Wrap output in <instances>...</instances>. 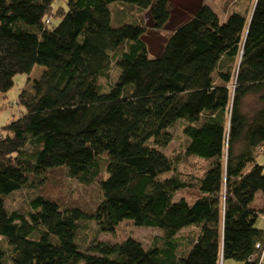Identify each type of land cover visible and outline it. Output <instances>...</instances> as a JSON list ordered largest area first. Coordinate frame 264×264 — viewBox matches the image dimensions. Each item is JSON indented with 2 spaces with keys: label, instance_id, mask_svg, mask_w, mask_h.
Masks as SVG:
<instances>
[{
  "label": "trees",
  "instance_id": "16d2710c",
  "mask_svg": "<svg viewBox=\"0 0 264 264\" xmlns=\"http://www.w3.org/2000/svg\"><path fill=\"white\" fill-rule=\"evenodd\" d=\"M57 1L0 0V96L27 76L0 128V264H262L264 8L214 28L200 9L149 56L144 24L113 27L110 5L147 11L160 29L167 0ZM35 66L44 70L30 81ZM178 128L183 153L168 157ZM52 169L97 184L100 201L89 210L36 192L7 209V196ZM90 222L158 233L147 246L110 244Z\"/></svg>",
  "mask_w": 264,
  "mask_h": 264
},
{
  "label": "rangeland",
  "instance_id": "374dc122",
  "mask_svg": "<svg viewBox=\"0 0 264 264\" xmlns=\"http://www.w3.org/2000/svg\"><path fill=\"white\" fill-rule=\"evenodd\" d=\"M62 2L63 0H58L55 5H61ZM167 2L169 4V18L160 29L153 26L147 11H142L131 4L120 2H115L110 5L111 24L113 27H119L124 24L134 25L136 23H143L146 27L144 41L147 45L149 56H157L173 31L200 9V15H203L204 25L210 24V27L214 28L222 23L228 14L234 11L244 12L242 9L246 8L248 18L250 13L256 12V9L261 7L260 4H262L257 5L258 0H167ZM57 22V19L53 20L52 24H57ZM43 70L44 67L42 66L33 67L28 75V80L33 81L40 77ZM26 79L27 76L24 74L17 75L13 86L7 91L5 96H0V128L12 121L18 114L16 100ZM257 108L258 103L254 97L244 99L242 111L245 114H252ZM173 136V141L163 150L164 154L168 157L175 154H182L183 144L186 142L180 128L174 131ZM238 149L237 147L236 151ZM257 164L264 165L263 153L259 152ZM181 170L185 174L197 175L196 169L190 168L189 166L188 168L182 166ZM36 175L31 176V182L29 180L30 183L26 187L5 198V206L9 211L24 210L27 207L25 200L28 195L34 193L50 196L64 206H79L89 210L93 209L100 201L99 188L95 183L82 185L76 180L67 177L60 169H52ZM262 218L264 219V216ZM262 224V219H258L256 226L262 227ZM89 227L88 234H92V236L96 235L98 241L110 244L119 242L129 236L141 242L143 246H147L151 237L158 233L157 230L134 228L126 226L123 223L116 227L114 231H98L96 224L93 222H90ZM261 263L264 264V260Z\"/></svg>",
  "mask_w": 264,
  "mask_h": 264
},
{
  "label": "crops",
  "instance_id": "0c3cea01",
  "mask_svg": "<svg viewBox=\"0 0 264 264\" xmlns=\"http://www.w3.org/2000/svg\"><path fill=\"white\" fill-rule=\"evenodd\" d=\"M261 2H262V4H260V5L262 8H264V0H261Z\"/></svg>",
  "mask_w": 264,
  "mask_h": 264
},
{
  "label": "built area",
  "instance_id": "2783aa9c",
  "mask_svg": "<svg viewBox=\"0 0 264 264\" xmlns=\"http://www.w3.org/2000/svg\"><path fill=\"white\" fill-rule=\"evenodd\" d=\"M256 247L259 248V245H257ZM263 252H264V246H263V250H262V255H263Z\"/></svg>",
  "mask_w": 264,
  "mask_h": 264
},
{
  "label": "clouds",
  "instance_id": "9594fccd",
  "mask_svg": "<svg viewBox=\"0 0 264 264\" xmlns=\"http://www.w3.org/2000/svg\"><path fill=\"white\" fill-rule=\"evenodd\" d=\"M253 13H251V15H252ZM246 34V33H245ZM264 253V252H263ZM263 259V258H262ZM262 259H261V262H262ZM220 264H222V262H219Z\"/></svg>",
  "mask_w": 264,
  "mask_h": 264
}]
</instances>
